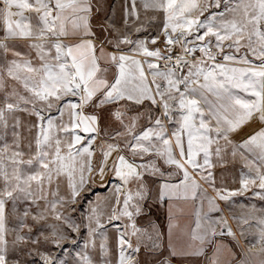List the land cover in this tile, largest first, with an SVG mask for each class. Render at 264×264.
<instances>
[{"label":"snow or ice","instance_id":"obj_1","mask_svg":"<svg viewBox=\"0 0 264 264\" xmlns=\"http://www.w3.org/2000/svg\"><path fill=\"white\" fill-rule=\"evenodd\" d=\"M107 5L0 0V264H264V0Z\"/></svg>","mask_w":264,"mask_h":264},{"label":"rangeland","instance_id":"obj_2","mask_svg":"<svg viewBox=\"0 0 264 264\" xmlns=\"http://www.w3.org/2000/svg\"><path fill=\"white\" fill-rule=\"evenodd\" d=\"M122 3H123V0H108L107 7L109 9V14L110 15L115 14L118 17ZM228 167H230V168L234 169L236 172H238L240 170V168L242 167V162L237 160L234 163H230L228 165ZM114 183H116V181L113 178L112 179V184H114ZM105 186L110 188L111 184H108V181L106 180L105 184L101 185L99 183V180H97V183L94 186V190L90 191L88 194L91 195L93 199H95L96 196H103V195L106 194ZM93 192H94V194H93ZM236 199H237L238 203H240V204H247V203L250 202V203L256 204L257 207L264 206V205H262V202H260L256 198L252 197L251 194H246L245 196L237 197ZM86 206L87 205H85V207ZM180 207L183 208L185 217L186 218H190L191 214H192V211H193L191 203L181 204ZM156 216L159 217V219L156 221L157 223L166 225L167 224V206L166 205L161 206L159 208V210L156 212ZM153 219H155V217H153Z\"/></svg>","mask_w":264,"mask_h":264}]
</instances>
